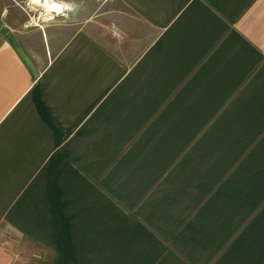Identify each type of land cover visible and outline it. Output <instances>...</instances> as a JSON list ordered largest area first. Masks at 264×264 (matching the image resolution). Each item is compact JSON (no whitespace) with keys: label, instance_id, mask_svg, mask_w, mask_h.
I'll return each mask as SVG.
<instances>
[{"label":"crops","instance_id":"0c3cea01","mask_svg":"<svg viewBox=\"0 0 264 264\" xmlns=\"http://www.w3.org/2000/svg\"><path fill=\"white\" fill-rule=\"evenodd\" d=\"M51 1L0 0V264H264V0Z\"/></svg>","mask_w":264,"mask_h":264},{"label":"rangeland","instance_id":"374dc122","mask_svg":"<svg viewBox=\"0 0 264 264\" xmlns=\"http://www.w3.org/2000/svg\"><path fill=\"white\" fill-rule=\"evenodd\" d=\"M31 3H33L32 4L33 6L32 7L29 6V15L31 17L30 20L32 21L33 24L38 25L42 22L58 23L61 20L68 22V21H72L73 19L79 18V16H76V14L70 12L71 10H68V9H72V7L65 8L64 5H62L63 9L61 13L51 10L50 7L47 6L52 5L53 3H57L51 0H31ZM64 9H66V11ZM43 264L46 263L44 262Z\"/></svg>","mask_w":264,"mask_h":264},{"label":"bare ground","instance_id":"6f19581e","mask_svg":"<svg viewBox=\"0 0 264 264\" xmlns=\"http://www.w3.org/2000/svg\"><path fill=\"white\" fill-rule=\"evenodd\" d=\"M47 7H50L51 10L57 11V12H60V13H61V11L63 9V6L58 4V3H53L52 5H48Z\"/></svg>","mask_w":264,"mask_h":264}]
</instances>
